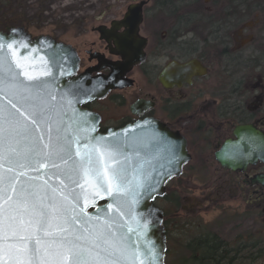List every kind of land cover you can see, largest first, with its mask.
<instances>
[{"label": "flooded vegetation", "instance_id": "flooded-vegetation-1", "mask_svg": "<svg viewBox=\"0 0 264 264\" xmlns=\"http://www.w3.org/2000/svg\"><path fill=\"white\" fill-rule=\"evenodd\" d=\"M94 22L73 31L87 33L81 43L53 39L75 51V75L104 76L111 65L120 74L119 86L83 105L98 131L153 121L185 143L189 158L152 201L166 248L181 233L195 264L264 254V161L251 162L245 143L228 149L227 164L219 157L239 127L264 139V0H120Z\"/></svg>", "mask_w": 264, "mask_h": 264}, {"label": "water", "instance_id": "water-1", "mask_svg": "<svg viewBox=\"0 0 264 264\" xmlns=\"http://www.w3.org/2000/svg\"><path fill=\"white\" fill-rule=\"evenodd\" d=\"M0 37H3L0 43L5 45L0 49V58L4 60L0 67V76L6 74L8 65L11 64L12 70L18 74V81L22 82L19 94L15 96L0 84V130L7 128L2 117L11 110L9 99L22 113H26L29 105L38 104L46 111L47 123H42L31 136L19 137L18 145L13 142L18 151L31 147L32 139L39 133L43 135L41 146H47L44 147L45 152L52 150L49 143L51 135L53 144L58 143V136L63 138L59 143H63L65 139L72 140L73 154L79 152L83 155L90 152L94 160L101 152L115 153V162L100 156V166L102 169L105 166L111 169L118 163L128 182L127 193L114 192L109 195L107 185L100 187L90 177H86L80 180L79 186H72L80 197L77 211L82 208L85 218H92L93 223L110 222L113 238H123L129 245L138 247L145 264H164L166 248L162 212L152 201L154 197L164 193L167 179L178 176L181 165L189 158L184 140L169 132L162 124L153 121L135 122L120 129L99 132L98 115L85 109L83 105L104 97L110 89L120 85V74L113 65L110 66V73L104 76L89 78L83 73L75 75L78 57L69 45L55 42L48 35L31 39L20 26L10 28L8 33L0 31ZM8 44L13 47L9 49ZM134 61L136 60L127 61L123 65L124 71ZM25 72L37 79L29 80L24 75ZM25 88L29 91L25 92ZM25 96L29 98L25 100ZM20 119L23 121V116ZM242 132L246 137L242 138ZM235 134L237 140H226L223 144L222 153L219 155L222 163H228L222 157L231 146H241L243 143L246 156L251 162L257 157L264 161L262 135L250 127H239ZM3 135L0 131V176L6 175V169L10 166L7 162L8 145ZM93 149L96 151H92ZM74 158L79 160L81 157L74 155ZM53 163L59 167V172L52 167ZM70 165L71 161L66 165L61 159H54L41 161L37 165L38 173L28 168H17L16 171L24 172V178L39 175V182L47 181L52 187H57L61 183H68L63 173ZM148 250L155 255L154 262L143 256Z\"/></svg>", "mask_w": 264, "mask_h": 264}, {"label": "snow or ice", "instance_id": "snow-or-ice-1", "mask_svg": "<svg viewBox=\"0 0 264 264\" xmlns=\"http://www.w3.org/2000/svg\"><path fill=\"white\" fill-rule=\"evenodd\" d=\"M2 40L3 37H0ZM4 46L0 43V49ZM7 47L11 49L13 45L8 44ZM3 63V58H0V67ZM24 75L29 80L37 79L27 72ZM17 77L11 64L6 74L0 76V84L13 96L19 94L22 83ZM24 91L29 90L25 88ZM23 98L27 100L29 97ZM8 103L11 110L2 117L7 128L0 130L8 145L7 162L10 165L6 175L0 176L2 264H145L138 247L129 245L123 238H113L110 222L96 224L92 218H85L82 208L77 211L80 197L72 186H79L80 180L86 177H90L100 187L107 185L109 195L114 192L127 193L128 182L119 164L111 169L106 166L102 169L100 166V156L114 161L115 153L104 151L94 160L90 152L73 154L72 140L65 139L59 143L63 138L58 136V143L53 144L51 135L49 143L52 150L45 152L44 147L47 146H41L43 135L39 133L32 139L31 147L18 151L13 142L18 145L19 137L31 136L42 123H47L48 117L45 109L38 104L29 105L26 113H22L11 99ZM20 116H23V121ZM74 155L81 158L76 160ZM54 159H61L66 165L71 161L63 173L67 184L52 187L47 181L39 182V175L24 178V172L16 171L17 168H28L38 173L37 165L41 161ZM52 167L60 171L56 164L53 163ZM143 256L151 262L156 259L151 250L144 252Z\"/></svg>", "mask_w": 264, "mask_h": 264}, {"label": "rangeland", "instance_id": "rangeland-1", "mask_svg": "<svg viewBox=\"0 0 264 264\" xmlns=\"http://www.w3.org/2000/svg\"><path fill=\"white\" fill-rule=\"evenodd\" d=\"M120 0H7V6L0 0V27L2 22L12 27L20 26L25 29L32 38L48 35L60 41L81 43L86 32L76 37L73 31L81 24L95 23L94 19L107 9L109 4L118 3ZM86 7V8H85ZM89 8V9H87ZM108 13L114 11L111 7ZM71 20H75L71 25ZM87 27V26H86ZM1 30V29H0ZM2 31V30H1ZM3 31H5L3 29ZM63 43V42H62ZM172 188V187H171ZM175 188V187H173ZM197 192L187 193V197L193 198ZM191 202L185 204L189 210L193 206ZM182 229L178 228L177 231ZM181 233L176 236L166 248L164 264H182V260L188 261V253L179 245L183 240ZM249 264H264V254L250 260Z\"/></svg>", "mask_w": 264, "mask_h": 264}, {"label": "trees", "instance_id": "trees-1", "mask_svg": "<svg viewBox=\"0 0 264 264\" xmlns=\"http://www.w3.org/2000/svg\"><path fill=\"white\" fill-rule=\"evenodd\" d=\"M1 4L7 6V0H1ZM2 24L5 25V26H4V28H1V27H0L1 30H3V29H4V30H7V29H9V28L11 27V25H8V24L5 23V22H2ZM190 253H191L192 255L189 256L188 261L185 262V260H182V262H183L182 264H195V262H194V258H193V251H190ZM188 254H189V252H188Z\"/></svg>", "mask_w": 264, "mask_h": 264}]
</instances>
